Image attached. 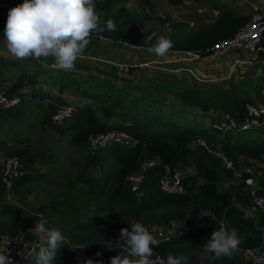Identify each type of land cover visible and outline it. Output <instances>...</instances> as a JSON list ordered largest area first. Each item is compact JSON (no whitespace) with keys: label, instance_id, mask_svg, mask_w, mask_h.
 <instances>
[{"label":"trees","instance_id":"trees-1","mask_svg":"<svg viewBox=\"0 0 264 264\" xmlns=\"http://www.w3.org/2000/svg\"><path fill=\"white\" fill-rule=\"evenodd\" d=\"M155 1L138 0V7L143 11L139 14L131 12L124 0H96L98 15H104L99 27H104V22L109 17L115 22L126 20L128 25L123 29L117 28L116 31L98 30L90 42L104 38L149 49L158 37L166 36L173 42L168 51L198 53L202 57H208L213 54L214 46L234 36L250 20V15L239 16L222 0H166L171 6L181 5L186 1H204L220 16L215 23L201 25L186 33L181 30V24H174L170 32L152 33L146 30L145 23L151 19L149 8L155 6ZM8 11L4 9L0 13L2 33ZM167 20L158 18L159 23ZM258 55L264 62V40L258 48ZM26 80L35 84V80L22 73L18 81L6 91L11 96H20L21 103L5 112L0 108V132L7 127L9 132H13L10 141L14 144L22 143L21 137L13 131V125H23L24 111L26 108L33 111L31 102L34 98L48 100L42 126L51 125L57 128L62 137H70V144L78 151L85 165V171L74 182L66 180L69 194L61 201L53 200L40 207L38 214H45V219L48 220L47 218L57 215L61 210L71 208L65 206L70 205L69 200L81 188L87 194L101 196L106 204V207L96 210L107 213V216L93 225L80 224L70 229L64 228L60 220L51 218V226L47 227L61 230L66 237L59 250L60 256L56 257V264H77L81 257L96 255L97 252H101L102 257H110L114 254L110 248L112 239L120 240V229L131 230L130 225L136 221L145 226L166 227L177 222L187 224V229L182 228L184 231L178 236L153 246L156 258L167 260V255L172 253L187 256L190 264H202L195 252L204 248V244L223 219L236 231L243 250L264 248V233L261 231L264 217L256 223L240 208H247L252 204L247 184V180L252 177L251 173L243 172L241 184L232 193L220 189L224 179L235 177L238 172H242L244 166H248L254 174L260 172L259 193L264 195V68L262 74L249 82L246 88L184 87L176 90L168 85V92L178 96L182 104V109L177 108L175 113L171 112L169 115L164 110V106L170 104L168 98L157 90L163 88L162 85L138 98L131 93L116 91L111 108L103 106L104 101L99 93L84 90L82 94L90 102L72 108V115L61 126H54L51 118L58 109L68 105L67 101L59 95H48L36 89L31 94L21 92L26 86ZM74 83L66 85L74 86ZM62 88L64 87L61 85ZM249 107L257 108L260 116L252 115ZM99 110L105 112V119H101ZM178 112L207 114L217 119L218 127L180 119L176 116ZM110 130L126 131L138 141L137 145L129 148L110 146L92 149L89 139ZM200 139L204 141V145L198 143ZM2 147L6 157L18 156L24 168L37 161V154L30 146L11 148L9 143H2ZM150 160H157L159 163L143 170L144 163ZM112 164H115L116 169L107 171V166ZM92 167L101 169L107 174V178L97 179L87 175L85 172ZM192 167H196L197 172L184 179L185 195L169 196L162 193L159 182L163 176L179 168ZM138 172H143V180L140 185L135 186L129 178ZM31 175L30 172L18 180L14 187L20 183H29ZM199 179H203L204 183H200ZM6 193L3 169L0 167V235H15L29 229L42 218L4 203ZM117 217L123 218V221L119 222ZM63 220H69V217L64 215ZM120 242L123 244V241ZM36 251L33 259L28 258L20 264H36L39 249ZM210 255L207 264H257L243 257L223 255L216 258L211 252Z\"/></svg>","mask_w":264,"mask_h":264},{"label":"rangeland","instance_id":"rangeland-1","mask_svg":"<svg viewBox=\"0 0 264 264\" xmlns=\"http://www.w3.org/2000/svg\"><path fill=\"white\" fill-rule=\"evenodd\" d=\"M226 1L234 6L239 3V0ZM125 4L130 11L135 9L134 4L130 3L129 0H126ZM149 15L151 19L145 23L146 30L159 28L160 32H165L169 27V21L157 24L156 18H158V15H162L156 9H152V7L149 8ZM189 15L198 14L190 11ZM103 17V14L99 15L98 26ZM116 24L118 29H123L128 25V22L122 20L117 21ZM181 25H183L182 29L188 25L186 27L188 30L190 29L189 31L198 28L195 24L192 25L188 22ZM191 54L166 53L161 57L154 52H149L146 48L100 38L97 42H90L86 47L82 55L87 57L77 58L81 62L80 64L88 65L91 69H84L78 66L77 69L64 70L56 66L52 56L40 59L30 57L26 64L20 67L25 71H30L31 73L27 75L35 80V84H31L26 80L24 85L34 89L39 87L42 92L49 95H59L67 101V106L71 108L90 102L83 96L84 90L91 93H99L104 101L103 106L111 108L113 96L117 94L116 91L131 93L138 98L139 95L149 94L153 92L155 87L162 85L163 88L157 90L163 97L168 98L170 104L169 106L168 104L164 106V110L168 112V115L171 112L175 113L177 108L182 109L180 98L168 92L166 89L168 85L176 90L184 87L188 89L192 87L199 89H230L234 86L246 88L249 82L260 76L264 68V62L260 58H252L240 52L235 53V55L241 61H244L243 64L235 62L236 56L234 54L218 53L208 57H202L198 53ZM93 56H99L100 60H91L90 57ZM43 60H47L53 66L42 65L39 61L42 62ZM91 61H95V63L91 65ZM121 67L129 69L128 72L122 73ZM37 68L39 69L37 70ZM22 71L17 74L20 75ZM13 79L15 78H11V80ZM67 83H74L75 85L68 86L66 85ZM61 85L64 88L61 89ZM5 87L8 88L9 86ZM28 92L29 90L27 89L26 93ZM47 101H43V104H40L42 100L39 97L34 98L31 102L33 111L29 109L24 111L23 125H13L17 134L20 135L22 143L17 142L13 146L11 144L12 141H10L11 148L30 146L32 151L37 154V161L34 165L25 167V170L32 173V180L29 183H20L12 192H7L4 197V200L8 202L7 205L17 207L28 214L40 215L42 218H45V214H38L37 210L53 200H63L69 194V186L66 184V180L74 182L85 171L84 160L70 144V137H62L57 128L55 129L51 125L42 126ZM99 113L101 119H105V112L99 110ZM176 116L189 122L205 124L208 127L218 125L217 119L207 114L198 113L193 115L178 112ZM7 137L9 140L12 134L6 127L0 132V167L3 164V154L5 155L1 143ZM15 138V141H17V136ZM155 162L156 165L159 163L157 160ZM109 169L110 172L114 171L116 169L115 164L108 165L107 171ZM85 173L97 179L107 178V174L105 175L99 168H89ZM238 174L239 172L233 178L224 179L220 184L221 191L232 193L235 187H239L242 180H239ZM69 203L70 205L65 207L71 208L61 210L57 215L51 216V218L60 220L64 228L72 229L80 224L93 225L107 216V213H99L96 210L99 207H106L103 198L93 193L87 194L82 188L78 190L74 198L69 200ZM64 215H67L69 220H63ZM51 218H47L48 224L46 226L51 223ZM117 220L122 222L123 218L117 217ZM186 225L185 223H180L176 228L181 231L182 228L187 229ZM34 227L35 223L29 228V234L26 236L24 243V250L29 259H33L37 253L35 249H31L36 232L30 231V229ZM261 231L264 233V229H261ZM120 244L122 243L118 238L112 239L110 248L114 254L110 257L125 251L123 247L118 246ZM195 253H197L196 255L202 264L208 263L210 253L205 247ZM239 256H241L240 253ZM110 257H98V259L102 258L104 264H110ZM12 261L13 264H20L24 260L16 261L12 259Z\"/></svg>","mask_w":264,"mask_h":264},{"label":"clouds","instance_id":"clouds-1","mask_svg":"<svg viewBox=\"0 0 264 264\" xmlns=\"http://www.w3.org/2000/svg\"><path fill=\"white\" fill-rule=\"evenodd\" d=\"M99 15L96 0H23L9 9L4 36L7 49L19 58L52 56L64 70L75 68V61L84 53L90 39L99 31H116L112 17L104 27L98 26ZM173 42L166 36L158 37L148 51L164 56ZM48 221L41 218L30 231L44 234L46 245L39 248L36 264H56L61 244L66 237L61 230L47 227ZM129 228L120 229V240L125 251L109 258L110 264H156L153 245L156 238L142 222L136 221ZM239 236L234 229L223 224L214 229L204 247L216 258L230 254L237 248ZM9 251L0 248V264H13ZM102 257L101 252L96 253ZM84 264H104L103 259H87ZM167 264H190L187 256L167 255Z\"/></svg>","mask_w":264,"mask_h":264},{"label":"built area","instance_id":"built-area-1","mask_svg":"<svg viewBox=\"0 0 264 264\" xmlns=\"http://www.w3.org/2000/svg\"><path fill=\"white\" fill-rule=\"evenodd\" d=\"M138 1V0H135ZM263 0L260 1H247V6L250 9V20L232 37L225 39L218 43L212 49L213 54L218 53H230V52H242L248 51L255 53L258 51L259 46L264 40V7ZM17 6L13 5L10 8ZM4 33L0 32V39H2ZM122 73H127L129 69L123 67L120 68ZM21 103L20 96H11L5 90H0V108L2 111H9ZM250 112L255 117L260 116V111L255 107H249ZM72 115L71 107H61L56 113L52 115L51 122L54 126H61L70 118ZM256 123V121H254ZM216 126V125H215ZM218 127V126H216ZM92 149H105L110 146H122V147H134L137 145L138 141L133 138L129 133L122 130H110L107 133L100 134L98 136H92L89 139ZM199 144H205L203 140L198 141ZM156 160H150L144 163L143 170L152 168L156 166ZM3 182L6 186L7 192L12 191L16 182L23 177H25L30 172L25 170L18 156L6 157L3 164ZM182 168L176 169L173 173H168L160 179L159 187L162 193L169 196H183L186 194V188L183 181L186 177L182 174ZM248 173H252L248 170ZM242 175H240L241 177ZM129 181L135 186L136 178L131 176ZM253 182V184H252ZM249 186L250 195L252 198V204L245 209L246 215L256 223L260 218L264 217V195L259 193L258 185H254V179L250 177L247 180ZM223 224L227 229L231 230L230 224L225 220H221L218 227ZM51 226V225H49ZM151 233L156 238L157 246L162 242L169 241L178 234L182 233L172 226H147ZM29 234V229L20 231L15 235L2 234L0 235V248L5 250L10 249L9 256L12 259L26 260L28 257L26 251L24 250L25 238ZM241 239L239 238V244L235 250H233L227 256H232L237 252H245L248 256L252 257V261L257 264H264V248L257 250H243L241 248ZM46 245V240L44 239V234L36 233L31 249L38 250L40 247ZM87 259L97 260L96 255L83 256L78 260L77 264H84ZM156 264H167V260L161 257L156 258Z\"/></svg>","mask_w":264,"mask_h":264},{"label":"crops","instance_id":"crops-1","mask_svg":"<svg viewBox=\"0 0 264 264\" xmlns=\"http://www.w3.org/2000/svg\"><path fill=\"white\" fill-rule=\"evenodd\" d=\"M222 1L225 2L228 6H230L239 16H242V15H245V16L248 15L249 16L250 15V9L247 6V1H252V0H239V3H237L238 4L237 6L229 4L230 2H228L226 0H222ZM129 2L133 3L134 7H135V9H133L131 12H137L139 14L142 13V9H140V7H138V1L129 0ZM263 2H264V0H263ZM21 3H23V0H0V13L4 9L9 10L11 6L19 5ZM152 9H156L157 11L160 12V15H162V16L158 15V18L162 17V18H167L168 19V21H169L168 26L169 27L166 29L165 32H170L172 27H173L172 25H174V24H184V23L188 22V23H190L192 25L195 24L198 27L201 26V24H203V25L204 24H213V23L216 22V20L220 16V14L217 11H215L211 7H208L205 4L204 1H201L199 3H196L194 1H186V2H184L181 5L171 6V5H169L167 3L166 0H156L155 1V6L152 7ZM190 11L196 12L198 15H189ZM163 14H166V15H163ZM158 18H156V23L157 24L159 23L158 20H157ZM193 18H195V19H193ZM170 26H172V27H170ZM186 26H188V25H186ZM186 26H184L183 29H182L183 33H186L187 31L190 30V29L188 30ZM153 30H155L156 32L162 33V32H160L159 28H156V29H153ZM167 53L168 54L192 55L191 53H188V52L168 51ZM235 53H237V52L222 53V54H234L235 55ZM240 53H244V54H246V55H248V56H250L252 58H254V57L260 58L259 55H258V51L255 52V53L248 52V51H242ZM84 57H87V56L81 55L78 58H84ZM29 58L30 57L19 58V57H16L15 55L11 54V52L6 47L5 42L0 40V89H3L5 91H7L10 87H12L15 84L16 80H18L20 78L22 73H26V74L31 73L30 71H25L22 68L26 64V62H27V60ZM99 58H100L99 56L90 57L91 60H95V61L100 60ZM95 61H91L90 64L93 65V63H95ZM39 62L42 65L46 64V66L47 65L53 66V64L49 63L47 60H43L42 62L41 61H39ZM235 62L236 63H240V64L244 63V61L243 60L241 61L237 56H236ZM80 63L81 62L77 59L75 61V68L74 69H77L78 66H81L84 69H91L90 66L84 65V64H80ZM20 66H22V67H20ZM56 66H58V65L56 64ZM38 69L39 68H37V70ZM21 70H23L22 73L20 75L17 74V73H19V71L21 72ZM44 70H46V69H44ZM33 71H35V69H33ZM13 77L15 79L11 80V78H13ZM14 80H15V82H14ZM5 86H9V87L7 88ZM27 89L29 90V92L27 94H31L33 92V90H35L34 88H28L27 86H25L21 90V92L26 93ZM36 91H41L42 92V90L39 87L36 88ZM43 93H45V92H43ZM42 104H43V101H42ZM26 109H28V108H26ZM13 131L17 134V132L15 131L14 128H13ZM11 134H13V132H11ZM18 137H20V135H18ZM3 143H9V146H10V138L8 140V137H7V139L5 141H3ZM11 144L13 146L15 145L13 142H11ZM1 147H2V143H1ZM2 149H3V147H2ZM5 158H6V152H5V155L3 154V162H4ZM251 163H253V161ZM248 170L252 171V169L250 167H248V166H244L243 167L242 172H239V174L237 175L239 180L243 179V177L242 176L240 177V175H243V172L244 173L245 172L248 173ZM182 172H183L182 173L183 176L187 177V176L196 174L197 170H196V167H192V168H189V169H183L182 168ZM251 175H252V178L254 179V185H258L259 189H261V178H260L261 174H260V172H259V174H254V171H252ZM133 176L136 178L137 185L138 184L140 185V183L143 180V172H138V173H136ZM199 181H200V183L204 182L203 179H199ZM252 184H253V182H252ZM14 188H13V190H14ZM12 191H9V192H12ZM4 203L8 204V202H6L5 200H4ZM240 208L243 211L246 209V207L244 208V207H241V206H240ZM178 224H180V223H178V222L177 223H173L171 226L176 227ZM262 229H264V226L262 227ZM181 231H184V230L181 229ZM209 253H210V251H209ZM239 253H240L241 256H239ZM195 254H197V253H195ZM232 257H244L247 260H252V257L248 256L245 252H242V251L235 253L234 255H232Z\"/></svg>","mask_w":264,"mask_h":264},{"label":"water","instance_id":"water-1","mask_svg":"<svg viewBox=\"0 0 264 264\" xmlns=\"http://www.w3.org/2000/svg\"><path fill=\"white\" fill-rule=\"evenodd\" d=\"M150 32L154 33V32H156V31H155V30H150Z\"/></svg>","mask_w":264,"mask_h":264}]
</instances>
